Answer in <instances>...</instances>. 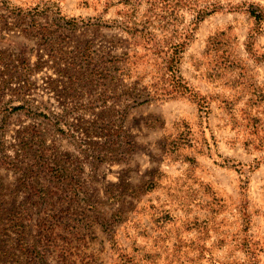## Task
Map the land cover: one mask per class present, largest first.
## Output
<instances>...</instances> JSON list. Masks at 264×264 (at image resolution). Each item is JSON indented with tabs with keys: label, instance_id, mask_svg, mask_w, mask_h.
Instances as JSON below:
<instances>
[{
	"label": "rangeland",
	"instance_id": "1",
	"mask_svg": "<svg viewBox=\"0 0 264 264\" xmlns=\"http://www.w3.org/2000/svg\"><path fill=\"white\" fill-rule=\"evenodd\" d=\"M104 1L0 0V69L31 68L0 82V264H264V20L247 11L264 0H217L185 47L206 111L148 95L162 57Z\"/></svg>",
	"mask_w": 264,
	"mask_h": 264
},
{
	"label": "trees",
	"instance_id": "2",
	"mask_svg": "<svg viewBox=\"0 0 264 264\" xmlns=\"http://www.w3.org/2000/svg\"><path fill=\"white\" fill-rule=\"evenodd\" d=\"M106 1V2H105ZM104 5L107 7L112 0H105ZM120 7L116 10V17L111 20V25L121 28L129 36L135 40L137 39L144 49L147 50L154 57H162V72L158 80L159 84L153 92H149L148 95L154 96H166L169 94L188 95L195 99L200 108L206 111L207 99L204 96L198 95L183 79L179 71V63L182 57V53L194 35V31L201 20L206 16L217 12L223 8V6L217 0H119L117 2ZM250 16L254 19V28L256 31L261 27L260 23L264 20V10L259 4H250L247 8ZM185 12L190 14V20L185 22ZM69 26L75 27L77 25V19L71 17L65 20ZM97 22H90L86 24H97ZM107 26H110L107 24ZM136 37V38H135ZM4 60L3 55L0 56V61ZM2 66V64H1ZM5 67V68H4ZM6 70L7 72H5ZM31 71L29 65L24 62L20 72L10 73L8 65H3L0 69V82L8 83L12 79L26 78ZM2 73V75H1ZM156 85V84H155ZM23 106L21 104L14 106V109H19ZM204 111V112H205ZM183 126L182 130L185 131L181 134L183 139L192 142V130L187 124L177 123L178 127ZM56 129L59 133L66 132L62 118L58 117L55 121ZM119 125V129H120ZM115 130L116 137H120L121 130ZM166 151L169 156L176 160L178 157H184L180 153V145L171 140L167 142ZM108 155L97 156L98 160H103ZM185 162L186 158L180 159ZM190 161V160H189ZM194 162L189 163V165ZM61 167V166H57ZM61 169V168H56ZM158 178V177H157ZM156 183V181H155ZM133 245H137L135 241ZM128 249V247H127ZM130 259L126 260L127 264H147L148 262L144 258L136 257L135 253H128ZM215 264H219L216 260H213ZM221 264H226L220 262ZM256 264L258 261H255ZM233 264H253V256H249L247 263H233Z\"/></svg>",
	"mask_w": 264,
	"mask_h": 264
}]
</instances>
